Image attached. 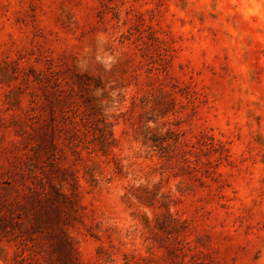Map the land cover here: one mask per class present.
I'll return each mask as SVG.
<instances>
[{
    "label": "rangeland",
    "instance_id": "rangeland-1",
    "mask_svg": "<svg viewBox=\"0 0 264 264\" xmlns=\"http://www.w3.org/2000/svg\"><path fill=\"white\" fill-rule=\"evenodd\" d=\"M0 264H264V0H0Z\"/></svg>",
    "mask_w": 264,
    "mask_h": 264
}]
</instances>
